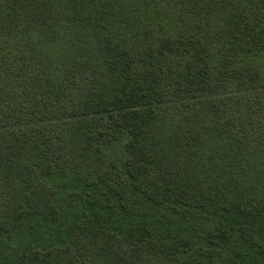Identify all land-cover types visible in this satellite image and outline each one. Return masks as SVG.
<instances>
[{
    "label": "trees",
    "instance_id": "trees-1",
    "mask_svg": "<svg viewBox=\"0 0 264 264\" xmlns=\"http://www.w3.org/2000/svg\"><path fill=\"white\" fill-rule=\"evenodd\" d=\"M0 264H264V0H0Z\"/></svg>",
    "mask_w": 264,
    "mask_h": 264
}]
</instances>
